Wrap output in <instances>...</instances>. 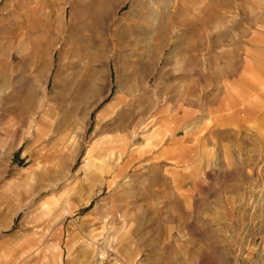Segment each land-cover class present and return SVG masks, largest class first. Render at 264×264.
Instances as JSON below:
<instances>
[{
	"label": "rangeland",
	"instance_id": "obj_1",
	"mask_svg": "<svg viewBox=\"0 0 264 264\" xmlns=\"http://www.w3.org/2000/svg\"><path fill=\"white\" fill-rule=\"evenodd\" d=\"M1 62L0 264H264V0H0Z\"/></svg>",
	"mask_w": 264,
	"mask_h": 264
},
{
	"label": "crops",
	"instance_id": "obj_2",
	"mask_svg": "<svg viewBox=\"0 0 264 264\" xmlns=\"http://www.w3.org/2000/svg\"><path fill=\"white\" fill-rule=\"evenodd\" d=\"M8 63H9V65H8ZM18 68L19 67H17V68L12 67V65H11L10 62H5V63H2L0 65V89H2L3 87H6L8 85V83L10 82V80L13 79L14 77L18 81V85L19 86L17 87V89L20 88V84L19 83L22 81V79H21L22 71H20V69H18ZM38 79H39V76H36L35 78H32V80L31 79L30 80H31L32 85L38 91L41 92L45 88H44L43 82L39 83ZM117 101L120 103L122 101V99L120 97H117ZM40 120H38L37 118L33 119V117H32V120L30 121V123H28V126L25 125V127L29 128L28 130H30L31 129L30 126L33 123L34 130L37 132V135H38L39 128H42L43 127V123L45 122L44 120H41V121ZM40 140H41V138L38 136L36 138V140H35L34 143H37ZM115 146H117V145H115V144L114 145H109L108 148L109 149H114ZM117 148H120V150H125L126 149V146L121 143L119 146H117ZM116 176H117V174H116ZM88 190L89 191H87L85 193V196H86L87 199L90 198V196L92 194V190L91 189H88ZM74 208H75V205L74 206H71L70 209H69V211L71 212Z\"/></svg>",
	"mask_w": 264,
	"mask_h": 264
},
{
	"label": "bare ground",
	"instance_id": "obj_3",
	"mask_svg": "<svg viewBox=\"0 0 264 264\" xmlns=\"http://www.w3.org/2000/svg\"><path fill=\"white\" fill-rule=\"evenodd\" d=\"M144 7H147L146 4L144 5ZM147 8H148V7H147ZM171 8H172V7H171ZM61 14H62V12H61ZM161 16H163V15H161ZM161 16L159 17V19H162ZM163 17H164V16H163ZM67 20H68V19H67ZM158 21H159V20H158ZM158 30H159V29H158ZM159 32H161V30H159ZM159 32H158V33H159ZM161 35H162V34H161ZM42 50H43V51H42ZM41 52H42V53H41ZM44 52H45V49L42 48L41 51L39 52V55H40L41 58H45V57H46V55H45ZM42 66H43V65L41 64L40 67L42 68Z\"/></svg>",
	"mask_w": 264,
	"mask_h": 264
}]
</instances>
